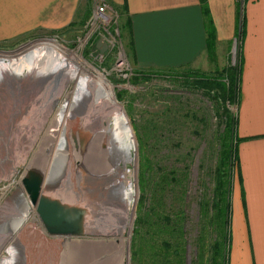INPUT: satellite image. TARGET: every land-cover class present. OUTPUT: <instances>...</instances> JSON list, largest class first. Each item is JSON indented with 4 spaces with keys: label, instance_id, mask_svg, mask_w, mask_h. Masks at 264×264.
I'll return each mask as SVG.
<instances>
[{
    "label": "rangeland",
    "instance_id": "rangeland-1",
    "mask_svg": "<svg viewBox=\"0 0 264 264\" xmlns=\"http://www.w3.org/2000/svg\"><path fill=\"white\" fill-rule=\"evenodd\" d=\"M98 1L87 0L88 8L80 10L73 22L64 28L0 41V53H8L26 44L54 40L82 58V62L64 69L60 77H55L52 69H45L42 81L27 75V63L23 61L0 70V120L8 119L6 123L14 125L0 128V147L4 144L16 148L14 155L0 156V260L7 258L3 248L8 245L7 232L12 238L14 236L12 228L17 216L11 211L20 197L17 196L18 187L22 191L23 174L82 67L101 74L112 86L114 103L128 130L132 147L130 163L126 165L132 178V224L124 230L122 260L116 264H229L233 239L231 193L236 168L232 165L227 172L220 163L222 146L227 144L223 138L231 135L227 128V125L230 127L228 118L235 120L237 101L224 106L225 116L224 107L214 100L218 91L197 84V80L221 76L225 69L237 70L239 38L221 51L222 56L210 45L207 55L210 64L205 70L143 73L132 61L127 20L119 11L103 0L114 21L104 28L89 25ZM104 39L109 47L100 55L96 45ZM118 59L124 61L121 71L115 70ZM75 103L73 117H77L73 113ZM37 123L42 127L38 133ZM234 136L232 126L230 145L232 140L233 147L236 145ZM40 163L38 160L34 169L40 171ZM92 179L97 184L77 180L76 186L82 187L81 193L53 197L96 212L94 221L100 228L119 215L121 204L115 202V198L121 196L123 190L118 186L112 195L104 194L107 203L98 206L97 200L102 196L97 195L105 185ZM91 190L96 192L91 193ZM21 195L27 200L23 191ZM222 207L223 214L226 210L229 213L227 218V215L216 217L218 208L222 210ZM10 213H13L12 219L7 222ZM35 217L38 219L36 214ZM42 233L45 245L41 252V242L37 243L27 230L19 235L12 251L20 255L15 264H102L96 260L107 248L95 244L112 239L110 235L98 239L90 234L75 238L50 237ZM67 240L78 245H72L66 257L61 254L67 248ZM58 241H63L60 250L53 246Z\"/></svg>",
    "mask_w": 264,
    "mask_h": 264
},
{
    "label": "crops",
    "instance_id": "crops-1",
    "mask_svg": "<svg viewBox=\"0 0 264 264\" xmlns=\"http://www.w3.org/2000/svg\"><path fill=\"white\" fill-rule=\"evenodd\" d=\"M104 1L128 21L143 73L205 70L210 43L222 56L239 38L229 264H264V0ZM84 7L87 0H0V41L64 28Z\"/></svg>",
    "mask_w": 264,
    "mask_h": 264
},
{
    "label": "bare ground",
    "instance_id": "bare-ground-1",
    "mask_svg": "<svg viewBox=\"0 0 264 264\" xmlns=\"http://www.w3.org/2000/svg\"><path fill=\"white\" fill-rule=\"evenodd\" d=\"M19 61L27 63V75H31L35 81H42L45 69H52L55 77L57 75L60 77L64 69L73 67L75 62H82V58L75 52L60 46L54 40H41L33 44L23 45L16 51L0 53V70L4 71L5 67L14 65L15 62ZM77 74L72 88L66 93L65 100L62 101L56 116L43 135L37 151L32 155L22 179L29 171H36L43 177V193L60 196L81 193L82 187L76 186L77 180H81L82 183L85 180V182L95 185L97 182L92 179L95 178L99 184L105 185L99 190L101 193L97 195L102 196L97 200L100 204L98 206L107 203V200L103 199L104 194L110 193L112 195L113 190L119 186L123 191L121 196L115 198V202L121 204L117 218L97 228L94 221V216L97 214L91 211L93 217L91 216L89 222L86 223L87 234L98 237V239L108 238L109 235L112 238L109 241L96 242V246L107 248L98 256L96 261L102 264H116L122 260L124 230L131 227L132 224L130 219L132 178L130 170L126 168V165L130 163L131 142L128 130L114 103L112 86L106 82L101 74L86 71L82 67ZM88 93H90L88 100H85ZM74 103L73 113L77 117L72 116ZM7 120H0V128L8 125L9 128L14 127V125L11 126L10 123H6ZM40 129L42 127H39V123H37V133ZM31 141L34 140L31 139ZM13 150L16 151V148L13 149V147L1 144L0 154L2 153V155L0 156L5 154L7 156L9 153L14 155ZM38 160L41 162L40 171L34 169ZM106 181L110 185L106 184ZM18 189L17 196L20 197L13 208L14 210L11 211H15L17 216L12 228L14 236L12 238V234L7 232L5 239L9 246L3 247L7 258L0 260V264L17 263L20 255L12 251L15 249L14 245L16 246L15 241H18V237L23 231L26 232L27 230L30 235H33L37 243L41 242L40 252L45 245L42 235L44 229L41 222L38 221L39 219L35 217V208L30 204L28 198L27 200L23 198L21 188L18 187ZM94 191L91 190V193ZM88 208L92 210V207L88 206ZM12 214H9L7 222H11ZM63 241H58L53 246L60 250L63 247ZM67 241L65 243L67 248L65 247L66 250L61 254L66 257L73 247L72 245H78L75 241ZM15 255L16 258H14Z\"/></svg>",
    "mask_w": 264,
    "mask_h": 264
},
{
    "label": "water",
    "instance_id": "water-1",
    "mask_svg": "<svg viewBox=\"0 0 264 264\" xmlns=\"http://www.w3.org/2000/svg\"><path fill=\"white\" fill-rule=\"evenodd\" d=\"M96 49L100 55L107 50V45L100 40ZM43 177L36 171H29L21 180L22 191L35 208L46 235L50 237H84L86 223L91 218L89 209L70 204L66 201L43 193Z\"/></svg>",
    "mask_w": 264,
    "mask_h": 264
},
{
    "label": "trees",
    "instance_id": "trees-1",
    "mask_svg": "<svg viewBox=\"0 0 264 264\" xmlns=\"http://www.w3.org/2000/svg\"><path fill=\"white\" fill-rule=\"evenodd\" d=\"M128 24V21H127ZM128 32H129V24H128ZM131 41V40H130ZM240 42V41H239ZM211 45V43H210ZM131 51H132V43H131ZM239 59H240V48H239ZM193 71V70H191ZM224 73L221 76H217L215 78H210V79H204V80H197L199 85L201 86H208L210 90L215 89L218 91V96L216 95L214 97V100L216 99L217 102H220V105L223 107L226 104L233 103L237 101V106H238V99H239V78H240V65L237 70H231V69H225L223 71ZM195 81V82H197ZM207 88V87H205ZM215 95V94H214ZM224 107L223 114L226 116L227 115V110ZM228 118V116H227ZM229 119V124L230 127L227 125V128L229 132H231L232 135V126L234 128V137L236 138V145L233 147L232 146V140H231V145H230V139L231 135H227L224 139V142L227 141V144L224 142V146H222V162L220 163V167L224 169L225 171L228 172L229 168L232 167V165H235V168L237 170L238 167V158H237V145H238V138L236 137V116L235 120ZM227 122V119H226ZM226 174V173H224ZM221 181H219V187H221ZM222 213V214H221ZM221 217L223 218L225 215L226 218L228 217L229 213L227 214V210L223 214V207L222 210L221 208H218L216 217ZM226 225V224H225ZM226 241V240H225ZM216 264V263H215ZM227 264V262H225Z\"/></svg>",
    "mask_w": 264,
    "mask_h": 264
},
{
    "label": "built area",
    "instance_id": "built-area-1",
    "mask_svg": "<svg viewBox=\"0 0 264 264\" xmlns=\"http://www.w3.org/2000/svg\"><path fill=\"white\" fill-rule=\"evenodd\" d=\"M112 21H114V18L111 14L107 12L106 3L103 0H99L97 4L95 5L94 10L91 14L89 25L93 28H96L98 26L104 28V27L109 26L110 22ZM103 41L106 43L107 49H108L109 42L105 39ZM123 66H124V61L118 59L115 70L121 71L123 70Z\"/></svg>",
    "mask_w": 264,
    "mask_h": 264
}]
</instances>
